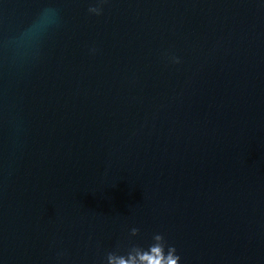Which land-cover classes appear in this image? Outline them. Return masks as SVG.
<instances>
[{"label":"water","instance_id":"1","mask_svg":"<svg viewBox=\"0 0 264 264\" xmlns=\"http://www.w3.org/2000/svg\"><path fill=\"white\" fill-rule=\"evenodd\" d=\"M258 229L264 0H0V264Z\"/></svg>","mask_w":264,"mask_h":264},{"label":"clouds","instance_id":"2","mask_svg":"<svg viewBox=\"0 0 264 264\" xmlns=\"http://www.w3.org/2000/svg\"><path fill=\"white\" fill-rule=\"evenodd\" d=\"M103 2V0H102ZM100 7H91L89 12L96 15L101 14ZM57 22V12L52 8H45L39 19L32 26L26 35H37L42 30ZM174 62L179 60L173 58ZM139 229L133 227L130 230L131 236L139 235ZM151 243L146 249L136 244H132L125 251V254L118 252H109L106 260L107 264H180V256L176 254V248L166 241L162 234H154Z\"/></svg>","mask_w":264,"mask_h":264}]
</instances>
